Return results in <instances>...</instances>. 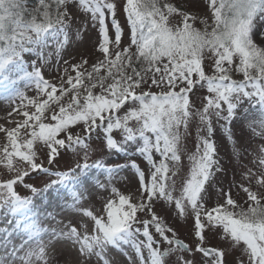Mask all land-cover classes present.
<instances>
[{
	"label": "snow or ice",
	"instance_id": "snow-or-ice-1",
	"mask_svg": "<svg viewBox=\"0 0 264 264\" xmlns=\"http://www.w3.org/2000/svg\"><path fill=\"white\" fill-rule=\"evenodd\" d=\"M27 2L0 0V73L14 65L36 90V97H28L22 91L15 94L19 104L14 108L22 111L24 119L14 128H0L8 140L0 148V165L11 173L10 178L0 180V207L8 205L14 212L32 204L27 197L18 194L17 184L27 187L33 194L41 191L24 183L30 173L45 171L44 165L37 162L38 143L47 147L50 165L57 160L62 149L84 150L85 162L77 163L67 172H52L57 180L51 184L63 183L80 174L83 191L90 187L106 188V184L99 183L98 178L88 172L92 167L106 166L103 160L93 165L87 163L90 145L85 141L93 133L102 136L104 147L117 150V155L123 152L129 157L135 154L144 156L153 171L150 179H146L145 172L134 160L124 165L137 169L146 200L133 202L128 195L116 193L113 188L118 200L107 201L102 209L105 215L82 209L79 201L83 192L73 194L72 210L90 217L95 232L86 225L81 231L69 220L63 227L51 231L50 239L45 243L42 239L37 242L40 229L36 224L25 222L14 227L13 232H20L27 238H22L19 245L11 244L9 240L5 247L11 244L12 250L0 256V264L5 261L12 264L17 259L21 264H49L48 248L55 245L75 249L80 264H118L108 250L120 249L125 244L134 247L142 264H166V255H173L180 248L188 252L192 249L175 238L173 229L153 210V203L158 198L174 201L181 214H186V208L190 206L195 217V234L201 242L195 250L209 257L211 264H226L225 251L203 246L205 229L213 228L222 229L224 237L243 250L246 260L242 259L239 264H264V193L244 188L246 207L238 204L231 195L223 203L210 207L202 202L205 185L218 166L211 138L214 131L212 116L224 120L230 131V122L240 118L237 113L247 100L250 105L258 106L256 111L259 114L257 120L249 121L248 127L250 130L259 128V135L264 138V48L258 47L252 36L254 20L264 14V0H208L214 20L210 30L207 20L203 21L205 27L201 30L195 27L196 16L171 3L126 0L122 10L130 25V43L123 48V29L117 19V3L113 0H38L31 8L27 7ZM77 5L91 13L92 22L98 24L101 34L98 48L104 59L92 64L91 71L84 68L87 60L74 64L75 76H68L57 94V84L49 82L43 75V64L49 59L43 49L48 46L49 38L57 52L68 44V33L74 22L71 9ZM174 13L183 18L181 24L170 21L169 17ZM110 45L115 47L110 50ZM25 54L35 55L40 64L32 62L29 71ZM206 55L214 58L213 75L205 72ZM101 69L105 70V75L100 74ZM233 70L241 73L243 79H233ZM64 71L67 73V68ZM149 82L166 90L159 94L144 91L142 85L148 86ZM202 82H206L211 95L201 110L193 112L190 94ZM97 87L99 94L94 92ZM64 97H68L67 102ZM29 107L34 110H26ZM122 111L123 115H120ZM253 114L251 110H244L245 118ZM194 115L205 126L206 135L201 137L202 148L198 147L197 156L192 158L191 176L183 186L181 196L174 198L168 185V160H180L181 128L186 133ZM133 121L135 127L130 125ZM81 123L85 126L86 136L74 135L71 130L72 126ZM114 130L122 133L123 143L114 138ZM139 141L143 142L142 147ZM153 151L161 156L158 163L153 160ZM258 151L259 175L251 171L249 175L264 185V146ZM107 170L118 172L120 166ZM146 214H150V218L141 219ZM152 228L159 240L154 238ZM141 232L146 241L136 239ZM161 242H166L168 247L163 250L157 247ZM144 248L148 251L147 259L142 251ZM176 264L192 262L178 259Z\"/></svg>",
	"mask_w": 264,
	"mask_h": 264
},
{
	"label": "rangeland",
	"instance_id": "rangeland-1",
	"mask_svg": "<svg viewBox=\"0 0 264 264\" xmlns=\"http://www.w3.org/2000/svg\"><path fill=\"white\" fill-rule=\"evenodd\" d=\"M37 2L38 0H28L27 7L30 8L35 6ZM113 2L117 3V19L120 21L123 29L121 48L127 47L130 43V25L126 20V14L122 10V5L126 3V0H113ZM162 3H171L181 11H185L188 12L189 15L196 16L195 27L200 28L201 30L205 27L203 21L207 20L209 30L211 25L214 23L212 9L208 4V0H162ZM71 14L74 22L68 33V44L65 45L62 50L57 52L55 44L51 39L49 42H51L52 45L50 47L48 46L47 49H43L45 57L49 58L48 62L43 64V75L49 82L57 84V94H59L60 85L66 84L67 77L75 76L76 71L73 69L74 64H78L82 60H87L88 63L84 66V68L91 71L92 64H98L104 59L103 54L100 53L98 48V44L101 41L99 26L97 23L92 22L91 13L85 11L84 8L77 5L71 9ZM262 15L263 14L257 16L256 18H260ZM169 19L170 21L174 20L176 24H181L183 18L174 13L169 17ZM110 20L111 17L109 15V32L110 35H112L113 29L111 27ZM261 33H264V27L263 31L252 34V36L254 43H256L258 47L264 48V36H261ZM62 38L63 37L61 36V39ZM78 39H82L81 41L83 42L81 46L77 47L75 46V43L77 45V42L75 41ZM114 47V45H110V50ZM24 59L26 67H28L29 71H31L30 65L32 62L40 64V61H38L33 54H25ZM65 61L67 63H65ZM213 64L214 58L210 55H206L204 67L207 75L214 74ZM14 68V65L9 66L8 71H12ZM65 68L68 70L67 73L64 71ZM100 74L105 75V70L101 69ZM231 75L233 79H243V75L235 72L234 70ZM108 82L111 81L109 80ZM23 85L24 86L20 91L24 92L28 97H36L34 84L31 83L30 85ZM142 88L144 91H152L157 94L166 90L163 88H157L151 85L150 82L148 86L142 85ZM99 91V87L94 89L96 94H99ZM209 95L211 94L208 92L206 82H202L200 85H197V87L194 88L193 92L190 94L191 110L193 112L201 110L203 105L206 103V98ZM67 101L68 97H64V102ZM10 103L11 105L8 106L6 105V102H4V105L1 108L2 112H6L9 109L14 110V105H18L19 101L16 100L14 96ZM256 107L258 106L255 104L250 105V103L245 100L243 108L237 113V116L240 118L230 122V131L226 129V122L224 120H218L214 115L212 116V128L214 131L211 138L215 144L216 152L214 158L218 161V166L213 169L211 180L205 185L206 191L203 194L204 199L202 202L206 207L214 206L217 203H223L227 199L228 195H231V197L236 200L238 204L246 207L247 204L245 202L247 201V194L244 192V188H251L252 191L257 192L258 194L264 193V185H260L256 180L251 179L249 175L250 171L257 176L259 175L257 162V156L259 155L258 150L260 146H264V138L259 135L260 129L255 128V130H250L248 127L249 121L254 118L257 112L254 111L252 117L248 116L245 118L243 116L244 110L248 109L252 111ZM120 115H123V111ZM21 121H17L12 128L16 127ZM130 125L134 127L136 126L134 121L130 122ZM71 130L74 135H87L85 126L82 123L72 126ZM181 133L182 138L178 152L180 160L178 162L171 161L170 159L168 160V185L174 198H179L181 196L183 186L186 184L187 179L191 176L194 164L192 158L197 156L198 147L202 148L201 137L206 135L205 126L200 122L199 117L195 115L189 120L187 132L185 133L184 129L181 128ZM61 138H63V134L61 135ZM114 138L117 139L118 142L123 143L122 133L119 130H114ZM102 140V136H97L93 133L91 138L85 141L90 145V148L88 149L87 163L94 164L96 161L103 160L106 168L115 169L116 166H120L121 170L120 172H117L115 180L112 183H108L105 189L98 188L95 196H92L93 198L90 194V197L87 200L90 203L89 206L91 207L89 210L93 211L94 209L101 211L108 200H118V195L116 193L128 195L133 202L146 200V195L143 193V189L138 181L137 169L125 168L124 165L130 164L134 160L136 164L139 165V169L145 172L146 179H150L151 172L153 171L152 165L144 156L139 154L129 157L121 152L117 155L115 154L117 150L107 149L102 144ZM7 143V136L6 134H3L0 139V148ZM139 146H143L142 141H139ZM36 150L38 156L37 162L44 165L45 171H34L30 173V175L25 178L24 183L32 184L41 191L54 185L51 184V182L57 180V177L51 174L52 172H66L69 169L74 168L77 163L83 164L85 162L84 150L82 148H77L75 152L72 149H62L60 156L51 165L48 163L47 159V147L42 143H38ZM125 151H127V149H125ZM152 155L153 160L158 163L161 159L160 154L153 151ZM10 176L11 173L9 170L3 167V165H0V180L8 179ZM46 185L49 186L46 187ZM63 188L64 187L57 189V191ZM113 188L116 189V193H113ZM16 191L21 197H27L30 201L35 199V196H39V194H33L22 184L16 185ZM57 191H51L48 196L46 207L42 206V213L50 214V212H53L56 214V217H52L51 219V222L55 225V230L57 223L59 228L67 224H63L60 221L63 219V216L68 213L61 207L55 208L54 205L57 204L55 202L65 200L68 195H71L69 191L63 195H58ZM52 199L53 202H51ZM93 205H97V207L94 208ZM25 208L19 209L18 218H22V215L26 214V212L20 211ZM85 209H87V207H85ZM153 210L161 217L167 226L173 229L176 233V237L185 240L192 249L191 252H188L187 250L180 248L175 254L166 255V264H176L178 259H187L191 261L192 264H211L209 257H206L195 250L199 245H201V242L195 234V217L190 206H187L186 214H181L176 208L174 201L169 202L163 198H158L153 203ZM17 211L18 209L13 212L8 205L0 207V227H5L10 222L12 214ZM93 213L97 214L95 211H93ZM69 214L72 216L66 218L68 219V222L71 220L75 226L82 230L84 225L82 224V226L80 223L82 222L80 215L73 210L69 211ZM1 215L4 217L10 215V217L2 219ZM138 215L140 214L138 213ZM149 218L150 214L141 216V219ZM150 230L152 231L154 238L159 240V235L155 233L154 228ZM44 236L45 231L42 232L40 229L37 242H39L40 239H42L45 243L48 242L50 237L44 238ZM0 239L1 242L4 241L3 234L0 235ZM136 239L139 241H146L142 232ZM1 244L2 243H0V245ZM203 245L213 246L219 250L225 251L226 264H239L242 259L246 260L243 250L240 247L234 246L229 239L225 238L222 229H205V239L203 241ZM156 246L160 247L162 250L168 247L166 242H161ZM142 251L144 252L145 259H147V249L144 248ZM48 261L49 264H69V262H71V264H77L76 252L74 253L69 247L67 248L64 245L55 246L48 254Z\"/></svg>",
	"mask_w": 264,
	"mask_h": 264
},
{
	"label": "bare ground",
	"instance_id": "bare-ground-1",
	"mask_svg": "<svg viewBox=\"0 0 264 264\" xmlns=\"http://www.w3.org/2000/svg\"><path fill=\"white\" fill-rule=\"evenodd\" d=\"M262 16H264V14ZM263 23H264V19H262L261 17L256 18L254 20L253 34L260 33L261 31H263V27H264ZM50 40L51 38H49L48 40L49 47L52 45L51 42H49ZM81 40L82 39L76 40L75 42H77V45L75 43V46L77 47L81 46L83 42ZM48 46L46 47V49L48 48ZM23 77H24L23 72L18 71L16 68H14L12 71H6L3 73H0V128L11 129L17 121H21L24 119L22 112H19L16 109L14 110L9 109L6 112H2L1 110L2 106L4 105V102H6V105L8 106L11 105L9 98L10 97L13 98L15 96V93L20 91L21 88L24 86L23 84L25 85L31 84L30 81H28L27 79H24ZM257 108L258 107L253 109L252 112L254 111L257 112L256 111ZM28 111H33V110L31 107H29ZM243 116H244V113H243ZM252 116L253 115H251V117ZM258 118H259V114L257 112L254 118H252V120H257ZM3 134L5 133L0 131V139L2 138ZM90 165H93V164H90ZM107 169L108 168H106V166L104 168L92 167L88 169V172L92 173L96 178H98L99 183L108 185V183H112L115 180L117 171L113 170L112 172H109ZM78 175L80 174L74 175L73 177H69L67 181L60 183V184H54L50 186L49 188H47L46 190H42L41 192H39V196H35V199L31 200L32 201L31 205L27 206L23 210H20L22 212H26L27 214V215L26 214L22 215L23 216L22 218H18L19 209L16 213L12 214L10 222L5 227H0V235L3 234V239H4V241L2 242L0 239V243H2L0 245V256H4L7 252H11L12 250L11 244L19 245L21 243L22 238L23 239L27 238L26 236H23V234L20 232L12 231L14 227H19L21 223H25V222L34 223L37 225L39 229L42 230V232L45 231L44 238L50 237L49 233L55 230V225L51 222V219L52 217H56V214L53 212H50V214L42 213V208L46 207L48 196L50 195L51 191H57V189L64 187L63 189L57 191L58 195H63L68 191L71 193V195H68L65 200H59V201L57 200L58 202H55L57 204L54 205L55 208L61 207L64 211L68 212L63 216V219L60 221L63 224L68 223V219L66 218L69 216L70 217L72 216L69 214V211H72V206L74 203V200H73L74 193L79 194L83 192V195L81 196V199L79 201L80 207L82 209H85V207H87V209L91 208L89 206L90 203L87 200L90 197V194H91V197L95 196L98 190V187H90L88 191L86 192L83 191L82 175H80L79 180L77 179ZM51 202H53V199ZM93 207L96 208L97 205H93ZM93 211L99 213L100 215L106 214L105 211H102V210L98 211V210L93 209ZM78 214L81 217V221H82L80 222L81 225L82 224L86 225L91 230V232H95L94 222L92 221V219L87 216H82L80 213ZM6 217H10V215H7L5 217L1 215L2 219ZM58 228H59V225L57 223L56 229ZM6 230L8 231L6 232ZM81 231H83V228ZM9 240L11 241V244H8L7 247H5L6 243ZM55 246H59V245H55ZM52 248H53L52 246L48 248V254L52 251ZM71 250L74 253L76 252L75 249H71ZM108 251L111 253V256L118 262V264H142L140 257L135 252L134 247L130 244H125L120 249L109 248ZM5 264H9V262L6 261ZM12 264H21V261L17 259L13 261ZM77 264H80V261L78 259H77Z\"/></svg>",
	"mask_w": 264,
	"mask_h": 264
},
{
	"label": "water",
	"instance_id": "water-1",
	"mask_svg": "<svg viewBox=\"0 0 264 264\" xmlns=\"http://www.w3.org/2000/svg\"><path fill=\"white\" fill-rule=\"evenodd\" d=\"M180 239V238H178ZM181 241H183L184 244H187L184 240L180 239ZM188 245V244H187ZM189 246V245H188ZM204 247H207V248H214V247H211V246H204Z\"/></svg>",
	"mask_w": 264,
	"mask_h": 264
},
{
	"label": "trees",
	"instance_id": "trees-1",
	"mask_svg": "<svg viewBox=\"0 0 264 264\" xmlns=\"http://www.w3.org/2000/svg\"><path fill=\"white\" fill-rule=\"evenodd\" d=\"M31 8V7H30Z\"/></svg>",
	"mask_w": 264,
	"mask_h": 264
}]
</instances>
